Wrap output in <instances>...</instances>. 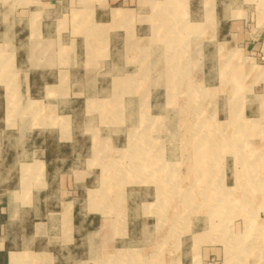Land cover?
<instances>
[{
    "label": "crops",
    "instance_id": "obj_1",
    "mask_svg": "<svg viewBox=\"0 0 264 264\" xmlns=\"http://www.w3.org/2000/svg\"><path fill=\"white\" fill-rule=\"evenodd\" d=\"M223 1L0 0V264H124L112 256L132 252L139 264L242 263L220 247L223 237L212 248L204 216L175 226L168 210L187 205L158 202L156 170L162 162L177 171L176 140L127 132L145 114L191 111L169 103L189 97L193 80L209 85L207 68L193 78L191 65L226 43L255 67L243 143L264 144L255 121L264 113V26L247 24V0ZM212 85L220 89L219 76ZM110 113L119 124L105 120ZM217 128L222 142L234 140L236 123ZM232 156L219 176L234 189Z\"/></svg>",
    "mask_w": 264,
    "mask_h": 264
},
{
    "label": "rangeland",
    "instance_id": "obj_2",
    "mask_svg": "<svg viewBox=\"0 0 264 264\" xmlns=\"http://www.w3.org/2000/svg\"><path fill=\"white\" fill-rule=\"evenodd\" d=\"M232 4H235L233 0L223 1L225 8H229ZM245 5L251 6L249 9L246 8L247 24L256 23L264 26V0H247ZM210 8L209 6L207 11L209 16ZM208 19L210 20V17ZM208 23L210 25V22ZM227 46L224 43L221 48L216 49L213 45H209L207 53L202 56L204 65L196 61L191 65L193 78L199 77L202 68H207L209 84L207 87L197 88L193 80L189 97H176L169 103L173 108L185 105L190 107L191 111L161 113L163 117L157 118H147L145 114L143 127L129 129L127 132L129 137L133 138L154 136L176 140L175 147L181 155V161L177 160L178 163L174 167L177 171L174 172L173 167L162 162L156 170L159 173L158 202L175 201L177 204L183 202L187 205L186 208L177 206L168 210L170 214L168 216L172 218L173 225L184 227L183 224L188 219L199 217L201 214L206 219V224L202 225V228H206L204 237L212 248H216V238L223 237L225 247L221 241L220 247H223L225 253H229L230 259L242 262L241 264H248L249 261L263 264L264 257L258 253L264 251L262 246L264 242L261 240L264 236V176L258 174L260 171L264 172V144H244L245 135L240 127L249 121L246 118H253L249 115L245 116L243 106L248 102V94L251 93L253 81L249 78L255 74V67L251 66L253 63H244L241 60L243 54L230 51ZM228 57L238 59L239 62L236 60L237 64H234ZM256 69L259 72V67ZM258 72H256L257 75ZM217 76L220 77V89L211 87L212 84H216ZM130 115L129 122L135 124L136 114ZM78 118L79 122H83L82 118ZM105 118V120L110 119L108 122L116 124L120 122L118 113L107 114ZM218 121L236 123L234 140L223 142L220 140L228 135H223L222 130L217 128ZM255 121L262 126L259 136L264 140V113H261ZM21 132L20 135H15L17 144L23 138V130ZM111 132L118 133L115 130H107L108 135H111ZM226 133L227 131L224 130V134ZM227 153H232L231 158L235 159L236 187L234 189L229 186L232 184V178L224 182L219 176ZM113 167L118 169L119 165L116 164ZM132 168H142V166L135 164ZM205 170L207 173L212 172L208 174L206 182L203 176ZM241 170L255 175H242ZM162 172L163 177L160 175ZM205 185L206 191L200 192L201 186L204 188ZM182 187L186 189L181 190ZM115 199L119 207L123 201L121 194L116 193ZM204 201H207L208 207L199 208L196 203L203 204ZM174 244L171 240L168 247L170 245V248H173ZM253 252H256V255ZM112 261L139 264L140 258L132 252L124 256H112ZM222 261V259L213 258L211 263L221 264Z\"/></svg>",
    "mask_w": 264,
    "mask_h": 264
},
{
    "label": "bare ground",
    "instance_id": "obj_3",
    "mask_svg": "<svg viewBox=\"0 0 264 264\" xmlns=\"http://www.w3.org/2000/svg\"><path fill=\"white\" fill-rule=\"evenodd\" d=\"M92 195V194H91Z\"/></svg>",
    "mask_w": 264,
    "mask_h": 264
}]
</instances>
